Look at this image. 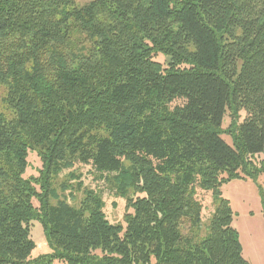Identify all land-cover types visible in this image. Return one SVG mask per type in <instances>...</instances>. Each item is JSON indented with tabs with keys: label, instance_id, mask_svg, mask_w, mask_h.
Segmentation results:
<instances>
[{
	"label": "trees",
	"instance_id": "16d2710c",
	"mask_svg": "<svg viewBox=\"0 0 264 264\" xmlns=\"http://www.w3.org/2000/svg\"><path fill=\"white\" fill-rule=\"evenodd\" d=\"M0 90V264H250L228 200L198 237L196 195L264 174V0H0ZM76 164L127 200L125 226L93 191L59 200Z\"/></svg>",
	"mask_w": 264,
	"mask_h": 264
},
{
	"label": "rangeland",
	"instance_id": "374dc122",
	"mask_svg": "<svg viewBox=\"0 0 264 264\" xmlns=\"http://www.w3.org/2000/svg\"><path fill=\"white\" fill-rule=\"evenodd\" d=\"M92 0H76L78 6L89 4ZM156 61L166 64V58L158 55ZM3 91L0 90V108L5 109L2 97ZM246 113H241V122L246 118ZM231 125L229 113L226 115L223 123L224 133L222 138L230 145L234 146L230 135L226 133ZM264 156L257 158L259 163ZM29 168L25 177H38L41 161L36 154L29 155ZM74 172L80 177L82 187L79 188L78 180H73L69 174ZM68 186L67 188H64ZM54 189L57 192L59 200H65L71 206L79 207L80 202L85 198V191H93L100 195L102 206L101 209L113 225L125 226V215L132 212L127 208V200L115 193L110 185L100 180L96 173H93L91 166L76 164L71 170H65L59 175L54 183ZM262 189H264V174L257 178H244L232 180L225 183L220 188V197H215L211 192H206L200 188L197 189L196 198L203 205V221L198 237L203 238L208 234L209 223L212 220L221 199L228 200L234 213L233 227L238 231L240 243L244 258L250 264H264V203L262 200ZM52 203L56 204L57 200L52 198ZM36 205L38 203L36 202ZM186 233V231H185ZM31 239L35 242L36 248L32 253L31 259H36L41 255L52 253L49 248L42 225L33 222L31 225Z\"/></svg>",
	"mask_w": 264,
	"mask_h": 264
}]
</instances>
